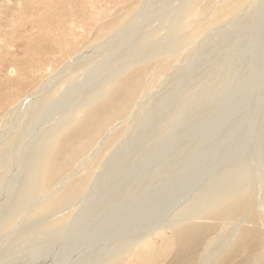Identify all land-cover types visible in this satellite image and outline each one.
I'll use <instances>...</instances> for the list:
<instances>
[{"label": "rangeland", "instance_id": "1", "mask_svg": "<svg viewBox=\"0 0 264 264\" xmlns=\"http://www.w3.org/2000/svg\"><path fill=\"white\" fill-rule=\"evenodd\" d=\"M134 1L0 0V91L3 90V92H0V99L2 97L5 99L6 94L12 96L10 100L15 99V102L10 105L7 101V105L2 108L0 101V117L9 108L19 102L21 103L23 101L21 99H24L21 98L22 95L34 91L32 88H34L35 84H29L32 82L29 80H40L44 91L47 90V79L49 76L57 74L56 71L58 69L54 65L56 59L62 60L60 62L63 64L64 61L70 59L72 51H81L82 49L88 51L91 49L90 51L96 53L93 57H90L92 56L90 54L89 59L84 61L86 65L74 69L65 81L53 87L52 91L55 90L56 93L54 92L55 94H52L51 98L49 97L43 101L41 106L36 109V119L34 121H26L28 116L23 112L24 107L10 113V115H14L23 112L20 117L19 115L16 117L14 122L12 121L5 133L3 132V139L6 136L10 137L9 147L3 146L4 142L0 145V183H2V188L8 198L7 204L2 210H8L7 212L9 213L12 207L19 206V188L22 186L27 164L30 161L29 156L33 150L35 151L40 146L44 133L46 136L50 132V126L55 125L60 116L71 115L83 101H86L85 98L99 91L96 87L105 78L108 80L114 72L118 74L124 73V67L137 65L141 63L144 57L149 56L151 52H156L160 48L164 49L170 43L168 40L171 35L170 28L172 27L173 16L189 2V0H146V3L142 4L143 6L139 8L138 5L133 10V7L140 0H137L133 5L130 4ZM171 1H173V4ZM219 1L202 0L200 6L197 7L198 9L194 4L193 11L184 17L182 24L186 26L196 19L203 20L207 15H210L211 10L218 6L217 3ZM243 9L229 16L230 19L227 20V23L224 22L219 26L209 27L203 33L192 37L189 42H195L189 47L185 46L187 53H185V50L179 51L177 57L169 61L157 74H153L158 69L156 66L149 69L143 79L149 86L144 98H140V101L138 99L133 101L128 107V114L125 113L121 119L116 121V124L121 123L118 130H122L123 133L127 130V134L122 137V143L125 144V147L122 148L127 149H124L123 155L116 156L112 164H108L109 166L107 164L101 166L99 175L96 173L97 177H100L98 181L102 177L100 176L101 174L107 180L109 179V183H107L108 181L105 178L101 179L102 191H100L101 195L99 194L102 199L100 202L102 206L100 204L99 210L102 207L103 212L101 211V213L105 216L102 218V221H105L104 226L114 222L117 223L120 218L126 219L124 216L127 214L135 215L136 212L143 214L144 211H149L148 214L140 217H137L136 214L135 219L134 217L132 220L128 219L127 224L131 223L133 226L137 224V221L146 223L141 230L138 228L141 231H139V234H152L150 237L154 244L162 246L159 233H154L158 225L153 229L154 231L150 230L149 232L143 229L154 227L155 225L151 222L157 221L158 214L159 216L171 214L168 219H172L174 217L173 214L178 212V210H183L188 205L195 206L197 204L196 201L202 200L203 196V199H205V196L212 193L227 175H240V183H244L245 186L247 184L249 187L248 197L252 204L250 200L248 203L253 205L254 209L259 203L262 206L259 211L264 214V203L263 200L261 201L264 193V168L261 169L262 158L264 162V0H250ZM130 10L131 14L136 12L133 19L128 20L123 26H119V29L116 28L107 34L105 29L100 27L99 34L103 33V37H100L96 43L91 41L90 36L94 31V27L89 26L92 24L90 15L92 18H96L97 23H100L101 21L115 18V16L120 19L128 18L127 13ZM141 10L144 12L146 10V12L143 13ZM194 10L197 11L195 12ZM102 12L104 13L101 14ZM183 13H186V11ZM136 17L138 21L135 19ZM188 18L190 19L186 20ZM84 19L88 21L85 23L86 25L84 24ZM191 24L194 25V23ZM86 30L89 31L86 32ZM210 31L211 34H209ZM185 42H187V39ZM95 46L96 48H93ZM30 51H35L32 52L34 55ZM39 53H41L42 57ZM43 53L46 54L44 55ZM43 60L45 61L43 62ZM96 67L98 68V73H94L93 68L95 69ZM207 68H209L208 71L206 70ZM92 73L94 75L90 78ZM59 77L56 80H60ZM85 85L87 86L85 87ZM173 92H176L175 95ZM17 93L18 95H16ZM19 93L21 96H19ZM164 95L168 98L165 101L168 105L163 102L164 98H166ZM42 96L44 97L43 94H41V98ZM171 100L177 106L172 115L169 114L167 118L163 117L160 124V118L158 117L161 115V109L165 105L170 107ZM56 102L57 106L55 104L49 107L50 103L54 104ZM47 107L51 108L50 111H47L49 109ZM128 118L129 121L127 122ZM22 124L25 125L23 126ZM21 130L22 136L20 135V138L17 133ZM23 152L25 157L22 158L20 163L13 166L14 162L11 160L19 157ZM134 157L135 159H133ZM27 159L29 160L26 162ZM25 163L27 164L25 165ZM111 166L114 175L117 174L114 171V166L117 170L121 169L120 173H123L124 166H132L130 176H133L132 178L135 180L130 179L132 188L134 183L138 185L136 181L148 178L146 183L149 181L151 185L149 184L146 192L149 196L145 194L143 196L138 195L133 201L127 196H122L124 190L117 185L112 186V190H105V186L112 185L111 178L116 180L110 172L112 171L110 170ZM255 166L258 167L260 175L256 174ZM22 168L23 175H21ZM11 169L15 171L16 176L10 173ZM171 173H177L179 176L176 179H169ZM125 177L127 179V173L123 174V179ZM3 180H9V182L5 183ZM92 194H89V196ZM126 199L127 201L130 200L133 207L132 211L127 206ZM139 199L142 200L139 201ZM44 200V197L38 196L29 199L27 203L36 212ZM81 205L75 204L76 207L74 206V208L76 211ZM148 205H151L152 211L147 210L149 208ZM110 211L114 213L111 214ZM252 214L257 216L255 218L256 221L253 223L259 226L261 222L260 214L257 210L251 211ZM73 218L74 216L68 222L67 229L70 231L68 238L63 243L61 250H54L52 257L50 253L46 252L42 257L41 255L44 250L55 246L56 242H49L44 247L29 252L23 249L21 252H24V254L17 259L18 261L15 259L12 261L16 263L10 261L8 264H60L70 250L76 251L75 248L80 246V244L76 243V237L72 236L79 228V225L73 222ZM258 219L260 222L257 221ZM112 221L114 222L112 223ZM148 221L151 222L149 223ZM147 223L150 225H147ZM223 224L218 223V228L216 229V225L213 228L214 232L212 233L214 234H211V237L213 235V240L210 242L211 245L201 246L200 250L198 249L199 251L196 250L194 264H201L205 258L204 253L207 250L206 253L209 254L207 255L211 259L212 257L218 258L221 255L222 249L218 243H221L222 240L224 242L225 240L227 241L228 235L231 234L229 230H231L232 226H235L231 221L226 222L224 227ZM162 228L165 230L166 235L170 234L168 226ZM38 234L40 233L33 235L24 233L19 237L26 242L30 237L32 239L33 237L36 238ZM81 234L87 239H92L87 232L83 231ZM14 236V234H11L2 238L6 240L4 247H13L15 250L17 246L22 244L23 241L16 245L17 239L13 240L16 238ZM218 236L219 240L217 239ZM99 244L97 245L103 247L109 243L105 244L102 240ZM21 248H25L24 245ZM88 249L89 252L92 251L91 248ZM233 254H230V262L234 259L235 261L231 263L235 264L238 256L235 255V257ZM140 257H138L137 252L134 253L133 251L128 257L129 264H145L144 260L148 263L147 257ZM67 261L64 260V262ZM155 263L157 264V262ZM0 264H2L1 260Z\"/></svg>", "mask_w": 264, "mask_h": 264}, {"label": "bare ground", "instance_id": "2", "mask_svg": "<svg viewBox=\"0 0 264 264\" xmlns=\"http://www.w3.org/2000/svg\"><path fill=\"white\" fill-rule=\"evenodd\" d=\"M136 1L137 0L131 2L130 4L133 5V3L135 4ZM145 1L146 0H140L139 2H137L136 6L134 5L135 7H133V10L138 5L139 8L140 6H143L142 4L146 3ZM171 2L173 4V1ZM201 2L202 0H189V2L186 3L181 10L179 9V11L173 16L171 22L172 27L170 28L171 35L168 40V42L170 43L167 44L164 49L160 48L159 50H156V52L153 53L151 52L149 56L144 57L141 63L137 65H133L130 67L129 65L128 66L125 65L126 67H124V73L118 74L117 72H114L113 75L108 80L107 78H105V80L103 82H100L96 87V89H99V91L94 92L88 98H85L86 101H83L82 104L71 113V115L69 116L63 115V117L60 116L58 118L59 120L57 121V123H55V125L50 126V132H48L46 136L44 133V137H42L41 144H39L40 146L36 148L35 151L33 150L32 154L29 156L30 159L29 163L28 164L25 163V165L27 164V168L24 174V178L22 180V186L19 188V197H18L19 206L12 207V210L9 213L7 212L8 210H2V208L7 204L8 198L4 192V189L2 188V183H0V193H1L0 194V260L2 261V264H8L10 263V261L15 259L16 261H18L17 259H19L24 254V252H21V250L23 249L26 252H29L35 249H40L49 242H56L55 246H52L49 249L44 250L41 255L42 257L43 255H45L46 252L48 254L50 253L52 257L54 250H58V251L61 250L63 243L68 238L70 231L69 229H67V226L69 220L73 216H74L73 222L79 225V228L72 234V236L76 237V243L80 244V246L75 248L76 251H73V249L70 250L67 253V256L62 259L60 264H129L128 257L129 254H131L133 251L134 253L137 252L138 257L141 256L140 258H143V256L144 258L147 257L148 259L147 258L146 259L148 260V263L152 262L153 264H156L155 262H157V264H194V259L196 257L195 253L197 252L196 250L198 249L200 250L201 246L203 247L205 245H211L210 242L213 240L212 238L213 235L211 237V234H214L212 232H214L213 228L215 227V225L217 226L218 223L225 224L228 221L233 222L235 226L234 227L232 226L231 230H229L231 231V234L228 235L227 241L225 240L224 242V240H222L221 243L217 242L218 244L221 245V249H222L221 255L218 258L212 257L211 259L210 257H208L209 254L206 253L208 251L207 250L204 253L205 258L202 260L201 264H232L231 262L235 260L233 259L234 258L233 257L232 258L233 261L230 262L231 253H234L233 254L234 256L235 255L238 256V260L235 264H264V214L261 211H259V208L262 206L258 203V205L255 207L256 209H254V206L251 205L252 204L251 200L248 197L249 187L247 184L245 186L244 183H240L239 181L240 175H236V176L227 175V177L223 179L222 183L212 193L205 196V199H203L204 198L203 196L202 200H199L198 202L196 201L197 204L195 206L188 205L185 209L178 210V212L173 214L174 217L172 219L170 218L168 219V216H170L171 214L168 216L165 215L159 216L158 214V217L156 216L157 221H153V222L150 221L155 226L152 228L147 227L144 228L143 230L150 232V230L152 231L158 225L156 227L157 230L155 231L153 230V231L156 234L159 233L161 237L162 246H156L154 244V242L151 240L150 237V235L152 234H148V233H145L144 235L139 234V231L146 223L144 222L139 223L137 221L136 223L137 224L139 223L138 225L136 224L132 226L131 223L127 224L129 220L133 219V217L135 219L136 214L137 217H140L148 214L149 211H144L143 214H138L136 212L135 215L132 214L133 216L127 214L124 216V218L126 219L120 218L119 222L115 223L114 221H112V223L114 222L113 224L110 225L107 224V226H104L105 221L104 222L102 221L104 215H102L101 213L102 207L99 210L101 204L100 202L102 200L101 196H99V194L101 193L100 191H102L101 179L105 177H103V175L101 174L100 176L102 177L98 181L100 177H97L96 173H98L99 175V173L101 172L100 170L101 166L105 164L108 165L109 163L112 164V161L116 159V156H121L122 152L124 151L125 148L122 147H125L124 146L125 144L122 143V137L124 136V134L125 135L127 134V130L124 131V133L122 132V130H118L119 125L121 123L116 124V121L121 119L123 115L127 113L129 109L128 107L131 105L133 101H135L136 99L139 100L142 97L144 98V94L146 93L149 86L148 84H146V81H143V79L147 75L149 69L155 68L156 66L158 69L153 74H157L158 71L162 70V68L166 66V64L169 61H172L177 57L179 51L182 50L186 51L185 46L189 47L195 42V41H193V43L189 42V40L192 37L203 33L209 27H214L216 25L219 26L224 22L227 23V20L230 19L229 16H232L233 14L240 12L250 2V0H220L219 3H217L218 6L216 5L217 7L211 10L210 15H207L203 20L196 19L195 21L190 22L189 24L184 26L182 24V20L184 19V17H186L189 12L193 11V7H195V5L196 8L199 7ZM162 8L164 9V7ZM184 11H186V13H183ZM142 12L145 13L146 10L145 12L144 11ZM103 13L104 12H102L101 14ZM131 13H132L131 10L129 13H127L128 18L124 16L126 18V19L124 18L125 20L117 18L115 16V18H111L110 20L107 21L104 20L103 22L101 21L100 23H97L96 18L95 17L92 18V16L90 15L89 16L90 22L92 24L94 23L93 25L92 24L89 25L92 26V28L94 27V31L91 28V30L93 31L92 35L89 34L91 35L90 36L91 41L96 43V41L100 37H103V33L99 34L100 27L105 29L106 34L111 31H114L116 28L119 29V26L120 27L123 26L124 24L127 23L128 20L134 18L136 12H134V14ZM190 18L186 20H189ZM135 19L138 21L137 17ZM87 22H88L87 19H84V24ZM191 23H194V25ZM84 24L82 23L83 26ZM88 31L86 30V32ZM209 34H211V31L209 32ZM186 39L187 42H185ZM104 43H102V45H104ZM93 48H96V46ZM90 50L88 51L82 49L81 51H72V55L70 59L64 61L63 64H61L62 62H60L62 60L56 59L54 65L58 69L56 71L57 74L51 75L47 79V90H45L46 92L42 88V84H41L42 82H40V80L34 81L30 78L31 80L29 81L32 82H30L29 84L31 83L35 84V86H33L34 88H32V90L34 91L33 92L30 91L31 93L29 92L26 95H22V96L20 95L21 92L19 91L20 92L19 96H21V98H24L21 99L23 101H21V103L19 102L20 103V104L18 103L19 105L16 104L15 105L16 107L13 106L9 108V110L2 113L0 117V145L1 143L4 142L3 146L9 147L10 137L6 136L3 139L4 137L3 132L5 133V131L10 126V124H12V121L14 122L18 115L20 117V114L25 112L26 116H28L26 118L27 119L26 121H34L36 119V112H35L36 109L41 106L43 101L48 99L52 94L56 93L55 90L52 91L53 87H55V85L60 84L62 81H65L68 78V75L74 69L86 65L84 61L86 59L87 60L89 59L90 54L92 55L90 57H93L96 54L95 52ZM30 52L32 53L35 51H30ZM41 53H39L40 56ZM185 53H187V51ZM43 54L45 55L46 53ZM44 61L45 60H43V62ZM15 62L17 61L15 60ZM93 70L94 73H98L97 67L95 69L93 68ZM206 70L208 71L209 68H207ZM94 73L91 74L90 78L94 75ZM58 76H60L59 77L60 80L59 79L56 80ZM86 86L87 85H85V87ZM22 89L24 90V88ZM0 92H3V90H1ZM60 92H58V94H60ZM41 94H43L45 98L43 96L41 98ZM6 95H5V99L3 97L1 98L2 100L0 99L1 108L7 105V101L9 102V105L15 102V99L10 100L12 96L9 95L6 96ZM13 95H15V93H13ZM16 95H18V93ZM38 97H40L41 99L40 98L37 99ZM167 100L168 98L166 97L164 98L163 102ZM57 102L54 104L50 103L49 107H52L55 104L57 106ZM165 104L167 103L165 102ZM176 106L177 104L174 101L171 103L170 107L165 105L163 107L164 110L161 109L160 117H158L160 118L159 123L162 121L164 116L167 118L169 117L168 116L169 114L172 115ZM22 107H24L22 113L19 112L17 114L10 115L12 111L20 109ZM50 109L51 108L47 109V111H50ZM47 114L49 115V113ZM126 121L128 122L129 118ZM22 125L24 126L25 124ZM21 133L22 130L18 132L17 135L20 137ZM24 157H25V153L23 152L22 154L19 155V157H15L14 159H12L11 161L14 162L13 166L20 163L22 158ZM29 159H27L26 162ZM133 159H135V157ZM261 162H262L261 169H263L264 168L263 158L261 159ZM131 167L132 166L129 167L124 166L123 173H120L121 169L117 170V168L114 166L113 167L114 171L117 174H119V175L117 174L114 175L111 166L110 170L112 171L110 172L112 173V177H115L116 180H112L111 178L112 185H110L111 187L109 185L105 186L106 187L105 190H112L111 189L112 186L117 185L120 188H123L124 192L123 195L122 194L120 195L116 194V195L119 196L122 195L124 197L127 196L128 198L133 199V201L134 198L137 197L138 195L143 196L145 194L146 196H149V194L146 192V189L147 187H149L150 184L149 181H147L146 183V180L148 178L136 181L138 185L134 183L133 188L130 186V179L134 180L132 178L133 176H130ZM255 168H256V174L260 175L258 167L255 166ZM22 172H23V168L21 170V175H23ZM10 173L15 175V171H13L12 169ZM124 173L128 174L127 179L126 177L123 179ZM178 176L179 175L177 173H171L169 175V179H176ZM165 179L167 180V178ZM3 181L5 183L9 182V180H3ZM107 183H109V181ZM90 192L93 193L91 196H89V194H91ZM38 196L44 197L45 200L43 201L39 210L34 212V210L27 203V201L29 199L36 198ZM127 199L125 200L126 204L131 208L132 211L133 207L130 203V200L127 201ZM141 200L142 199H139V201ZM249 200L251 204L248 203ZM262 200L264 203V193L261 201ZM2 201L3 203H1ZM76 203H78V205L82 204L81 206H79L77 211L74 208ZM147 210L152 211L151 205ZM255 210H257V212L260 214L261 222L259 221L260 218L257 220L260 222L259 226H256V223H253L254 221H256L255 218L257 216H255L256 213L254 215L253 214L251 215V211H255ZM114 212H111V214ZM149 223H147V225H150ZM164 225L168 226V230L170 233L169 235L165 234V230L162 228V227L165 228ZM138 228H140V230ZM217 228L218 226L216 227V229ZM83 231L91 235L92 239H87V237H85L84 235L82 236L81 233H83ZM24 233H28L30 235H33L35 233H40V234L36 235L37 236L36 238L33 237V239L32 237H30V239L25 242L23 241L24 239L19 237ZM11 234H14L15 235L14 237H16L13 240L17 239L16 245H19L23 241L22 244L17 246V249L15 250L13 249V247H6V246L4 247V245L6 244L5 242L6 240H3L2 238ZM11 237L13 238V236ZM218 238L219 236L217 237V239ZM102 240L105 242V244L106 243L109 244L103 247L98 246L97 244H99V242ZM58 243L59 245H57ZM23 245L25 248H21ZM19 248L21 249L17 251ZM88 248H91L92 251L89 252ZM75 254L77 255L73 256ZM64 260H68V261L64 262ZM144 263L148 264L146 260H144Z\"/></svg>", "mask_w": 264, "mask_h": 264}]
</instances>
